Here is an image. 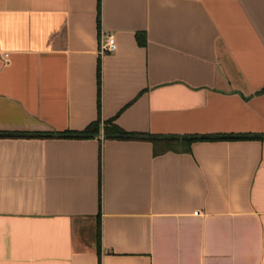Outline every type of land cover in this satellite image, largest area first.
<instances>
[{"label":"crops","instance_id":"crops-1","mask_svg":"<svg viewBox=\"0 0 264 264\" xmlns=\"http://www.w3.org/2000/svg\"><path fill=\"white\" fill-rule=\"evenodd\" d=\"M248 135L264 0H0V264H264Z\"/></svg>","mask_w":264,"mask_h":264},{"label":"trees","instance_id":"trees-1","mask_svg":"<svg viewBox=\"0 0 264 264\" xmlns=\"http://www.w3.org/2000/svg\"><path fill=\"white\" fill-rule=\"evenodd\" d=\"M100 125L101 123H95L90 126L85 132L80 134L73 133H65V134H37V135H17L20 137H38V138H63V137H71V138H87L94 137L100 133ZM105 137L109 139H130V138H147L149 140H153V137H144L138 135H129L124 133L118 126L113 124H107L104 126ZM253 139H264L262 136H224V137H194L189 139V142H197V141H216V140H253Z\"/></svg>","mask_w":264,"mask_h":264},{"label":"built area","instance_id":"built-area-1","mask_svg":"<svg viewBox=\"0 0 264 264\" xmlns=\"http://www.w3.org/2000/svg\"><path fill=\"white\" fill-rule=\"evenodd\" d=\"M118 49L116 35L113 33L105 34L102 38V44L100 49V54H112L115 53ZM9 56L4 55L5 61H8Z\"/></svg>","mask_w":264,"mask_h":264}]
</instances>
